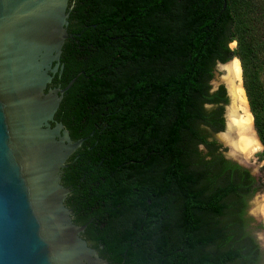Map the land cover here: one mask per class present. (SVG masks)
Returning a JSON list of instances; mask_svg holds the SVG:
<instances>
[{
    "label": "trees",
    "instance_id": "trees-1",
    "mask_svg": "<svg viewBox=\"0 0 264 264\" xmlns=\"http://www.w3.org/2000/svg\"><path fill=\"white\" fill-rule=\"evenodd\" d=\"M224 5L70 0L56 79L76 81L58 118L86 140L64 173L77 224L113 264H260L245 216L264 174L225 160L206 128H224L211 81L237 58L264 161V0Z\"/></svg>",
    "mask_w": 264,
    "mask_h": 264
},
{
    "label": "water",
    "instance_id": "water-1",
    "mask_svg": "<svg viewBox=\"0 0 264 264\" xmlns=\"http://www.w3.org/2000/svg\"><path fill=\"white\" fill-rule=\"evenodd\" d=\"M69 4L0 0V264H108L82 238L87 225L75 224L65 206L72 191L61 174L86 139L73 140L63 123L52 126L76 81L49 88L64 70ZM222 133L215 136L229 148Z\"/></svg>",
    "mask_w": 264,
    "mask_h": 264
},
{
    "label": "bare ground",
    "instance_id": "bare-ground-1",
    "mask_svg": "<svg viewBox=\"0 0 264 264\" xmlns=\"http://www.w3.org/2000/svg\"><path fill=\"white\" fill-rule=\"evenodd\" d=\"M235 61L223 65L227 75L224 78L227 84L232 106L227 114V131L220 134V139L229 147L234 149L235 153L244 157L254 148V142L250 134V128L254 118L249 109L246 92L241 84L242 68L240 61ZM240 111L243 113L240 114ZM228 143V144H227Z\"/></svg>",
    "mask_w": 264,
    "mask_h": 264
},
{
    "label": "rangeland",
    "instance_id": "rangeland-1",
    "mask_svg": "<svg viewBox=\"0 0 264 264\" xmlns=\"http://www.w3.org/2000/svg\"><path fill=\"white\" fill-rule=\"evenodd\" d=\"M230 46L232 49H234L236 47V43L234 42ZM234 61L235 60L233 59L232 62ZM232 62L230 61V63ZM226 75H227L226 70L223 68H220L219 65H217L215 69V73H214V78L211 83L219 84V85L225 84L222 82V80L226 77ZM242 81H243V73H242L241 84H242ZM243 86H244V81H243L242 87ZM228 106H230V104ZM242 113L243 112L240 111V114ZM250 134H251V137H252V140L255 146L249 154H247L244 157H240L235 153L232 147H229L230 150L226 151L225 154L226 155L231 154L237 159H239L240 162L245 163L246 167L252 172V174L258 180V182H261V179L264 174V161H261L258 156L262 152L263 147L258 141L259 139H258L256 129L254 126V121L250 128ZM247 212H248V217L250 218V225L247 229L248 233L251 236H253L260 245H264V227H262V225H264V190H260L254 196L250 198V200L248 201ZM261 253H262V258H261L260 264H264L263 248H261Z\"/></svg>",
    "mask_w": 264,
    "mask_h": 264
},
{
    "label": "flooded vegetation",
    "instance_id": "flooded-vegetation-1",
    "mask_svg": "<svg viewBox=\"0 0 264 264\" xmlns=\"http://www.w3.org/2000/svg\"><path fill=\"white\" fill-rule=\"evenodd\" d=\"M61 60H62V57H61ZM61 64H62V61H61ZM219 64V63H218ZM63 65V64H62ZM63 73V72H62ZM215 73V72H214ZM58 75V74H57ZM57 75H55L54 76V79H53V82H52V84H50L49 85V88H52V89H55V88H58V87H62V84L60 83V82H58V80L56 79V77H57ZM61 75L62 74H60L59 75V77H61ZM212 82V81H211ZM224 87L225 88V91H226V97H227V99H228V103L226 104V105H221V106H223V115H222V118H223V120H224V128H223V130L222 131H218V132H215V131H212L211 129H209V128H206V130H207V132H208V135H209V138H208V141H210V142H215L216 143V145L219 147L218 148V153L219 154H221L223 157H224V159L225 160H227V161H230V162H232V163H235V164H237V165H239L240 167H242L243 169H246V170H248L249 172H250V174H251V176L253 177V178H255L254 177V175L252 174V172L246 167V165H245V163H242L241 162V164L238 162V161H234V160H232V159H228V158H226V155H225V152L226 151H228L229 150V148L228 147H225L224 146V144L223 143H221L217 138H216V134H218V133H222V132H224L225 131V129H226V124H227V106L230 104V96H229V90H228V87H227V84L225 83V84H218V88L216 89V90H214L213 91V84L211 83V93H215V92H217L221 87ZM63 88V87H62ZM63 102V101H62ZM208 106H211V108H208ZM206 107V109L207 110H213V109H215V108H217V105H206L205 106ZM56 123H63V122H61L60 120H59V118H58V113L56 114V116H55V122H53L52 123V126H55L56 125ZM64 124V123H63ZM71 134V133H70ZM72 137V136H71ZM73 139V138H72ZM82 139H85V138H82ZM74 140V139H73ZM79 140V139H78ZM75 141H77V140H75ZM84 145V144H83ZM79 150V149H78ZM77 150V151H78ZM200 150L204 153V154H206V153H208V151H207V148L204 146V145H201L200 146ZM76 151V152H77ZM75 152V153H76ZM74 153V154H75ZM73 154V155H74ZM73 155L71 156V158L73 157ZM70 158V159H71ZM70 159L68 160V162H67V168L69 167V161H70ZM67 168H65V169H67ZM65 169L62 171V174H61V178H62V185L63 186H65L66 188H69L72 192L68 195V197H67V199H66V201H65V206L72 212V217H73V221H74V223L75 224H77V214H76V212H75V209L71 206V199H70V197H71V195H72V193H73V185H71L69 182H68V180H67V177H66V175H65V173H64V171H65ZM255 180L257 181V183L258 184H260V182H258V180L255 178ZM247 210H248V208H247ZM246 218H247V220H249V225H250V218L248 217V212L246 211V216H245ZM77 225H79V224H77ZM86 225V224H85ZM85 225H80V226H85ZM87 227H88V225H87ZM249 227V226H248ZM87 230V229H86ZM248 232V231H247ZM85 233H86V231L82 234V238L83 239H85L87 242H88V244H89V246L90 247H92L91 245H90V243H89V241L85 238ZM253 237V236H252ZM254 238V237H253ZM255 239V238H254ZM256 240V239H255ZM256 242H257V240H256ZM258 243V242H257ZM258 245H259V247H260V244L258 243ZM92 248H94V247H92ZM97 252H98V254H99V256L102 258V259H104V260H106L107 262H108V264H113V262H111V260L109 259V257H107V256H104V255H102L101 253H100V251L98 250V249H96V248H94ZM99 249L101 250V251H104V249H105V246L102 244V243H100L99 244ZM260 250H261V247H260Z\"/></svg>",
    "mask_w": 264,
    "mask_h": 264
}]
</instances>
